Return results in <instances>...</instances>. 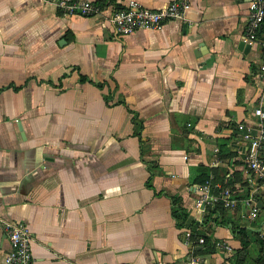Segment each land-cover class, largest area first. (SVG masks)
Returning a JSON list of instances; mask_svg holds the SVG:
<instances>
[{"label":"crops","instance_id":"crops-1","mask_svg":"<svg viewBox=\"0 0 264 264\" xmlns=\"http://www.w3.org/2000/svg\"><path fill=\"white\" fill-rule=\"evenodd\" d=\"M89 1L99 14L0 0V264L2 220L27 225L33 264H264V183L237 129L264 106L249 0H189V22L130 33L109 16L131 0ZM206 179L252 194L256 219L197 210Z\"/></svg>","mask_w":264,"mask_h":264},{"label":"built area","instance_id":"built-area-1","mask_svg":"<svg viewBox=\"0 0 264 264\" xmlns=\"http://www.w3.org/2000/svg\"><path fill=\"white\" fill-rule=\"evenodd\" d=\"M55 4L64 8L66 12L79 11L83 15H95L101 12L96 3L89 0H54ZM190 8L189 0H170L167 4L156 9L139 5L136 1H129L125 6L116 8L109 16V21L119 33H130L138 28L159 29L167 20L188 21L187 11ZM264 21V0H249L246 15V29L242 41L256 43L262 53L261 72L264 75V37L259 34ZM256 120L253 123L241 122L237 129L246 141L244 160L251 173L264 183V106L263 101L253 108ZM222 203L226 208H233L237 204L248 207L246 213L249 220L257 217L258 206L252 194L244 197L233 196L230 188L222 183H212L207 179L198 186V195L194 207L200 212ZM4 229L10 242V250L4 257L3 264H33L31 254V232L23 222L2 220ZM192 241L189 236L185 237V243ZM197 243H204L205 238L200 236ZM215 245L230 249V245L221 240H216ZM186 264H206L200 255L189 257Z\"/></svg>","mask_w":264,"mask_h":264},{"label":"trees","instance_id":"trees-1","mask_svg":"<svg viewBox=\"0 0 264 264\" xmlns=\"http://www.w3.org/2000/svg\"><path fill=\"white\" fill-rule=\"evenodd\" d=\"M259 34L260 35H262L263 37H264V21H263V25H262V28L260 29V31H259ZM262 153H263V155H264V152L262 151ZM207 180V179H206ZM205 180V181H206ZM173 202L175 203V199H173ZM215 208V207H214ZM221 209H223V208H221ZM172 214H173V216L176 218V219H185L186 218V216H187V213L184 211V210H182L181 208L179 209V208H176V207H173V209H172ZM204 238H205V236H204ZM206 241V240H205Z\"/></svg>","mask_w":264,"mask_h":264},{"label":"water","instance_id":"water-1","mask_svg":"<svg viewBox=\"0 0 264 264\" xmlns=\"http://www.w3.org/2000/svg\"><path fill=\"white\" fill-rule=\"evenodd\" d=\"M243 45H244V41H241L240 46H243Z\"/></svg>","mask_w":264,"mask_h":264}]
</instances>
